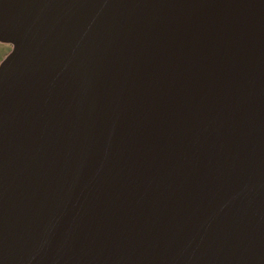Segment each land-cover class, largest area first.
Here are the masks:
<instances>
[{"label":"water","instance_id":"water-1","mask_svg":"<svg viewBox=\"0 0 264 264\" xmlns=\"http://www.w3.org/2000/svg\"><path fill=\"white\" fill-rule=\"evenodd\" d=\"M0 264H264V0H0Z\"/></svg>","mask_w":264,"mask_h":264},{"label":"flooded vegetation","instance_id":"flooded-vegetation-1","mask_svg":"<svg viewBox=\"0 0 264 264\" xmlns=\"http://www.w3.org/2000/svg\"><path fill=\"white\" fill-rule=\"evenodd\" d=\"M12 50V45L0 42V66Z\"/></svg>","mask_w":264,"mask_h":264}]
</instances>
